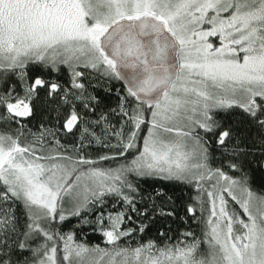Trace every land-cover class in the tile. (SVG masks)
<instances>
[{"label": "snow or ice", "instance_id": "obj_1", "mask_svg": "<svg viewBox=\"0 0 264 264\" xmlns=\"http://www.w3.org/2000/svg\"><path fill=\"white\" fill-rule=\"evenodd\" d=\"M0 264H264V0H0Z\"/></svg>", "mask_w": 264, "mask_h": 264}, {"label": "trees", "instance_id": "obj_2", "mask_svg": "<svg viewBox=\"0 0 264 264\" xmlns=\"http://www.w3.org/2000/svg\"><path fill=\"white\" fill-rule=\"evenodd\" d=\"M152 182L149 181V184H151ZM256 184L257 186L260 184V176L259 174H257L256 176ZM143 187H149L148 184L143 185ZM177 194H179V192L177 191ZM194 231L199 232L198 229H196L195 227L193 228ZM150 235H155V232L153 231V233H151ZM173 236V239H175V233L171 234ZM82 239L86 242V243H90V244H100L101 247H104V241L103 238L100 234H98L97 232H91V231H86L85 236L82 237ZM139 239V238H137ZM122 240H125V238H122ZM129 245L131 246H135L136 241L135 240H128L126 241Z\"/></svg>", "mask_w": 264, "mask_h": 264}, {"label": "rangeland", "instance_id": "obj_3", "mask_svg": "<svg viewBox=\"0 0 264 264\" xmlns=\"http://www.w3.org/2000/svg\"><path fill=\"white\" fill-rule=\"evenodd\" d=\"M109 211H117V210H119V206H117V208H115V209H113V208H109L108 209ZM98 234H100L99 232H97ZM101 235V234H100Z\"/></svg>", "mask_w": 264, "mask_h": 264}]
</instances>
